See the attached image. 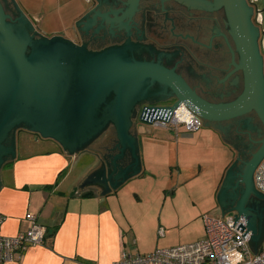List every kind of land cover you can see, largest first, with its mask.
<instances>
[{
  "label": "flooded vegetation",
  "instance_id": "obj_1",
  "mask_svg": "<svg viewBox=\"0 0 264 264\" xmlns=\"http://www.w3.org/2000/svg\"><path fill=\"white\" fill-rule=\"evenodd\" d=\"M91 1L92 8L77 20L73 36L67 37L62 33L41 32L38 20L17 0H0L11 26L17 30L23 28L22 35L30 36L28 55L40 52V42L51 44L45 55L49 71L43 74L40 85L42 93L50 95V101L43 106L38 100L31 103L20 98L16 108L33 118L16 123L4 135V140H87L78 145L76 153L94 158L100 156L116 174L125 171L134 161L133 148L128 145L123 148L112 119L104 121L114 111L115 90L90 107L83 125L76 122L89 95V85L95 81V73L83 77L77 71L78 64L87 62V56L111 50L126 53L132 61L152 63L174 71L200 97L212 103L231 102L243 91L244 72L238 68L241 57L223 0L220 4L217 0ZM246 2L254 25L260 29L261 41L264 39V0ZM59 39L73 49L64 48ZM10 76L6 69L0 68V123L7 118L9 109L6 89L15 77L14 74ZM36 83L37 75L33 72L27 82L28 93H33ZM130 91L124 109L130 113L128 133L140 144L144 137H150L149 126L141 122L144 112L151 108L172 107L177 97L169 87L152 80L137 82ZM173 116L166 123L167 129L171 127ZM53 120L57 121L55 128L49 129ZM42 121L48 123L44 128H41ZM203 123L226 140H247L230 148L238 166L252 159L264 134V125L255 110L235 119ZM115 157L118 158L114 160ZM238 166L234 169L235 191L241 193L244 184L239 174L244 170L243 166L240 169ZM131 172L129 169L126 176ZM96 188L102 192L101 188ZM249 206L256 216L259 233L264 237V201Z\"/></svg>",
  "mask_w": 264,
  "mask_h": 264
},
{
  "label": "water",
  "instance_id": "obj_2",
  "mask_svg": "<svg viewBox=\"0 0 264 264\" xmlns=\"http://www.w3.org/2000/svg\"><path fill=\"white\" fill-rule=\"evenodd\" d=\"M138 1L139 0H135V3ZM220 2L221 0H217L218 4H220ZM223 3L227 9L232 34L241 57L238 68L242 69L244 72L243 91L231 102H209L193 91L185 80L174 71L152 63L132 61L127 57L126 53L123 52L111 50L109 52L87 56L89 59L87 62H82L81 65L78 64L79 69H77V71L83 74V77L95 73V81L89 85V95L78 113L79 119H77L76 122L83 125L85 123L84 118L90 113L88 111L90 107L93 104L96 106L102 102L112 90H115L116 98L113 102L114 111L109 116L105 117L104 121L107 122L108 119H112L115 122L120 143L123 148H125L126 145L133 148L134 161L129 164L125 171L116 174L115 171L111 170L110 164L105 159L100 158V156L95 157L98 160L96 169L94 166L92 174H90L80 186L73 190L72 195L88 188L95 189L97 186L102 189V196H106L125 184L128 179L138 176L141 173L140 146L138 141L133 140L128 133L130 113L124 110L125 104L128 103V99L131 95V86L137 82L145 80H152L153 82L158 81L169 87L177 97V102L172 107L151 108L145 111L141 118V122L148 126H159L157 124L158 122L168 123L175 111L182 105L191 108V111L198 114L204 122L227 121L241 117L255 110L264 125V39L260 41V29L256 27L252 21L251 10L246 0H223ZM8 18L9 15L4 12L0 3V68H2V70L6 69V72L11 76L13 74L15 76L14 82L6 89V104L9 109L7 111V118L0 123V143L4 140V135L12 130L16 123L24 119L32 120L33 118L32 115L26 112L24 113L16 108L20 98L24 97L26 101L31 103H35L34 100H38L40 105L43 106L48 105L47 102L50 101V95L43 94L40 85L43 81V74L49 71V68L45 64L47 61L45 55L47 54L46 50L51 48V44L47 43V41L45 43L40 42L38 43L40 52L28 55L27 44L30 41V36H23V28H20V30L15 29V27L11 26L9 23ZM263 19L262 17V20ZM58 41L64 48L73 49V47L65 41H60V39ZM33 72L37 75V83L33 93H28L27 82L29 74ZM53 104L57 107L60 106L57 102ZM75 118H77V116ZM56 122L53 120L51 126L49 125L50 127L48 128H55L54 125ZM47 125L48 123L44 121L41 122V128ZM205 126H208V124ZM51 141L59 144L64 150H69L73 153L76 152L80 143L87 140ZM16 143L17 140H14L13 144L15 147ZM258 144L259 147L253 154L252 159L244 165L241 164L244 173L239 174V177L241 175V181L244 184L243 191H241V193L235 191L237 184L234 169L238 166L237 160L233 162L231 168L228 170L222 189L218 194V202L221 206L222 213L224 212L222 207L227 208L226 203H224V198H228V205L232 204V206L231 210L227 213L236 212L238 215L245 218L248 228L246 233L248 231L252 232V244L255 250L258 249L264 237H261L259 233L255 220L256 216L249 205L250 203L264 201V194L256 189L254 181L256 169L264 159V135L261 140L258 141ZM136 150H138L139 153H136ZM6 153H12L13 158H15V148L4 150V147L0 146V166L4 162H2L1 157ZM117 158L118 157H115L114 160ZM241 166L239 165L238 169H240ZM129 169H132V172L126 176ZM228 182L233 183V187L228 196H225V191L230 188ZM2 185L3 183L0 180V187H2ZM225 214H223V217ZM235 219L234 226L240 217L237 219V216H235ZM242 227L243 230L239 233L245 230L241 223L237 230ZM246 233L242 236L243 238Z\"/></svg>",
  "mask_w": 264,
  "mask_h": 264
},
{
  "label": "crops",
  "instance_id": "obj_3",
  "mask_svg": "<svg viewBox=\"0 0 264 264\" xmlns=\"http://www.w3.org/2000/svg\"><path fill=\"white\" fill-rule=\"evenodd\" d=\"M216 133L221 140L214 141L227 147L232 159L224 166L214 187L221 217L232 206L228 205V198H224L227 208L222 207V213L218 202V194L234 162L230 148L247 140H226L222 134ZM146 139L151 138L147 136ZM13 141L0 143L4 150L15 148V158L12 153L1 157L4 162L0 166L3 183L0 187V214L6 217L2 233L11 237L25 232L31 227L26 217L32 215L37 223L48 229V234L42 246L29 247L17 262L0 264H114L123 253L132 255L135 245L130 237L134 227L128 203L121 196V188L127 182L106 196H102L97 188L72 195L73 190L92 174L94 166L96 169L97 158L71 153L51 140H17L16 147ZM146 143H155L162 148L175 145L174 140H140V145ZM179 168L180 174L182 169L194 170ZM150 173L143 170L133 178L147 177ZM228 185L230 188L225 191V196L233 183L228 182ZM87 192L93 195L85 197ZM171 197L174 199V195ZM129 201L141 203L139 197ZM156 228L157 222L149 224L151 231L156 232Z\"/></svg>",
  "mask_w": 264,
  "mask_h": 264
},
{
  "label": "rangeland",
  "instance_id": "obj_4",
  "mask_svg": "<svg viewBox=\"0 0 264 264\" xmlns=\"http://www.w3.org/2000/svg\"><path fill=\"white\" fill-rule=\"evenodd\" d=\"M17 1L38 20L41 32L62 33L67 37L73 36L77 20L93 6L91 0ZM148 128L151 139L144 137V140H174L175 145L162 148L155 143L139 144L142 171L152 173L133 178L121 188L134 227L130 237L135 245L132 255L149 254L203 239L204 216L220 217L214 187L224 166L232 161L227 147L216 143L221 140L219 135L204 125L195 132H187L182 125L178 126V131L175 127ZM179 167L194 170L182 169L180 174ZM138 197L140 204L128 202ZM151 222H157L156 232L149 229Z\"/></svg>",
  "mask_w": 264,
  "mask_h": 264
},
{
  "label": "built area",
  "instance_id": "obj_5",
  "mask_svg": "<svg viewBox=\"0 0 264 264\" xmlns=\"http://www.w3.org/2000/svg\"><path fill=\"white\" fill-rule=\"evenodd\" d=\"M179 110V109H178ZM175 111L171 127H185L187 132H195L204 125L202 118L193 111L187 110L183 119H177ZM166 127L165 122L157 123ZM256 189L264 194V159L254 175ZM237 216L238 222L234 226ZM31 227L15 236H5L2 228L6 217L0 214V263L17 262L29 247L42 246L48 229L37 223L36 218L27 215ZM205 237L196 242L180 245L171 249H158L149 254L128 255L123 253L114 264H264V238L257 250L252 244V232L248 230L245 218L236 212L227 213L218 218L204 216ZM243 227L237 230L240 224ZM234 226V228H233ZM244 238L242 237L244 234Z\"/></svg>",
  "mask_w": 264,
  "mask_h": 264
},
{
  "label": "bare ground",
  "instance_id": "obj_6",
  "mask_svg": "<svg viewBox=\"0 0 264 264\" xmlns=\"http://www.w3.org/2000/svg\"><path fill=\"white\" fill-rule=\"evenodd\" d=\"M186 114H187V110H186L185 106L182 105L176 113V118L177 119H183L186 116Z\"/></svg>",
  "mask_w": 264,
  "mask_h": 264
},
{
  "label": "trees",
  "instance_id": "obj_7",
  "mask_svg": "<svg viewBox=\"0 0 264 264\" xmlns=\"http://www.w3.org/2000/svg\"><path fill=\"white\" fill-rule=\"evenodd\" d=\"M92 195H93L92 192H87V193L84 194L85 197L92 196Z\"/></svg>",
  "mask_w": 264,
  "mask_h": 264
}]
</instances>
